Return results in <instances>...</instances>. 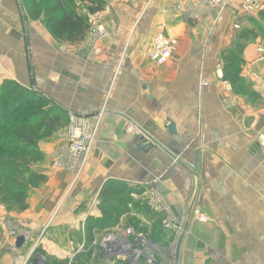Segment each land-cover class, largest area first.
<instances>
[{"label":"crops","instance_id":"1","mask_svg":"<svg viewBox=\"0 0 264 264\" xmlns=\"http://www.w3.org/2000/svg\"><path fill=\"white\" fill-rule=\"evenodd\" d=\"M244 1L105 0L91 15L107 37L89 31L70 44L26 19L20 0H0V85L13 81L67 115L101 112L102 119L80 196L63 201L65 169L46 160L39 166L50 179L33 191L30 208L10 219L40 231L60 204L57 226H76L82 216L84 224L105 184L123 183L158 193L172 217L184 220L178 264H264V154L249 144L256 129L224 79L222 54ZM85 4L78 5L83 12ZM161 34L177 47L159 66L149 52ZM257 47L244 51L247 69L264 76ZM193 205L209 209L215 223L190 222Z\"/></svg>","mask_w":264,"mask_h":264},{"label":"rangeland","instance_id":"2","mask_svg":"<svg viewBox=\"0 0 264 264\" xmlns=\"http://www.w3.org/2000/svg\"><path fill=\"white\" fill-rule=\"evenodd\" d=\"M245 1L241 16L238 17L232 26H229L231 29L230 32L232 33L230 38L233 40L222 51L223 61L225 63L224 79L228 85L232 86L235 96L238 99H242L246 104L249 114V126H253L256 129L255 134L250 138V146H258L264 154V76H260L256 71L252 73L247 69L251 65L248 67L244 52L249 45L256 43L258 46V66L256 68L264 73V20L257 23L259 22L258 19H260V13L264 11V4L261 7L259 6L257 11H250L246 8ZM20 2L26 19L33 21V25L36 24L38 26L41 25L43 28L46 27L44 16L39 19H32L26 11L23 0H20ZM79 9L82 13H86L90 18H93V15L88 13L87 9L84 12L82 8ZM94 18L98 21V17L95 16ZM244 28L255 29L258 37L245 43L244 48L241 51H237L239 33ZM258 38L262 41L256 42ZM255 66L256 64L254 65V69ZM244 70L248 72L245 75H243ZM10 91H12V100L18 91L15 86H12ZM37 94L44 95L35 89H30V91L26 92L25 97ZM256 113L261 123H256ZM66 116L68 124L61 131L49 137L44 134H39L41 138L38 140L37 145L35 147L28 146L26 150H21L18 147L22 141L16 133L17 129H15V126L13 128L8 126L2 132V139L0 140V167H3L6 174L0 181V264H76L79 255L83 260L87 259V255L91 256L88 261L86 260L82 264H103V262L99 261V254L107 233L122 234L125 230L129 229L133 230L135 235L144 234L148 239L155 240L157 243V258L163 259L164 255L171 252L172 254L165 260H169L166 264H173L176 259V254L174 253L176 246L180 253L186 242L185 222L182 219L186 215L184 214L180 218L182 219L181 221L175 217L173 218L169 210L166 211L157 205L158 200L155 197L154 191L145 190L142 187H137L134 190L135 194L139 195L136 198L133 196L125 197L121 193L119 196L118 194H114L105 199L99 192L95 200L96 205H94V208L96 207L94 210H97L96 213L93 212L89 220L84 224L81 222L82 216L79 218L77 225L73 227L69 225L60 227L54 221V218L60 213V211L58 212L56 210L61 207L60 204H54L53 211H55L56 216L53 217L52 213L50 220L46 224H41L42 230L40 231H32V227L21 224L18 218L16 220L10 219L9 215L11 213L15 211L24 213V211L29 209L30 196L33 191L45 186L50 179L48 174L46 175L41 172L39 166L46 160L54 168L63 167L65 169L67 184L61 195L63 201L71 194L78 195V190H83V187L80 185H82V176L88 166V162H81V166L77 170L78 172H71L64 164V162L72 159L71 157H67L69 156L67 154L69 143L63 135L71 123L70 115ZM91 116L95 117L97 115ZM136 130L135 132L138 133ZM96 134L98 135V133ZM59 158L62 159V164L58 163ZM234 158L237 159V157ZM221 160L230 161L229 158ZM21 162L26 163L27 167H22L20 165ZM30 169L43 175L45 180L43 182L33 180ZM18 183L22 188L24 187L27 190L26 206L24 207L18 205L11 196V193L17 190L15 184ZM110 185L113 186L112 184ZM12 186L15 188L11 189ZM199 187L201 188L199 182L193 187L192 192L195 197L198 195ZM126 191L124 189V194ZM95 194H97V191ZM156 195L160 196L158 193ZM106 208L110 210L109 213L105 212L104 209ZM190 208L191 211H187L190 222H201L204 224L215 223L213 213H210L208 211L209 209L207 210L200 205H193ZM118 214H121L119 218H117ZM169 220H171L169 223L172 224L170 227L166 225ZM93 225L95 235L92 242H89V231ZM19 235L26 237V243L22 247H17L15 243L16 237ZM117 264L127 263L117 262Z\"/></svg>","mask_w":264,"mask_h":264},{"label":"trees","instance_id":"3","mask_svg":"<svg viewBox=\"0 0 264 264\" xmlns=\"http://www.w3.org/2000/svg\"><path fill=\"white\" fill-rule=\"evenodd\" d=\"M77 2L86 3V9L91 14H97L105 7V0H23L26 11L32 19H39L44 16L46 26L53 36L70 44L81 42L91 30L89 16L80 11ZM260 20H264V11L260 13ZM256 37H258V34L255 29H242L238 37L239 45L237 51H241L245 43L256 39ZM12 86H15L18 92L11 100L13 90H10ZM27 91H30V89H25L13 81L4 82L0 85V140L2 139V132L8 126L11 128L15 126V129H17L16 133L22 141L18 145L21 150H26L28 146L35 147L41 138L39 134H44L48 137L53 136V134L68 124L67 114L64 110L51 105L44 96L39 94L25 97ZM20 165L27 167V164L23 162ZM30 172L33 180L35 179L38 182L45 180V177L35 170L30 169ZM5 174L3 167H0V181ZM15 187L17 190L11 193L12 199L22 207L26 206V188H22L19 183L15 184ZM15 187L12 186L11 189ZM124 189L127 190L125 192L126 195L124 194ZM131 191H134V189H128L123 183L114 184V182H109L105 184L100 195L105 199L114 194L119 196L121 193L125 197H129L131 196ZM104 210L107 213L110 212L108 208ZM121 214H118L117 218ZM94 235L93 225L89 231V242H92ZM90 257L87 255V259L83 260L79 255L76 264H82L86 260L88 261Z\"/></svg>","mask_w":264,"mask_h":264},{"label":"built area","instance_id":"4","mask_svg":"<svg viewBox=\"0 0 264 264\" xmlns=\"http://www.w3.org/2000/svg\"><path fill=\"white\" fill-rule=\"evenodd\" d=\"M264 4V0H246V8L251 10H258V7ZM90 18V17H89ZM94 18V17H93ZM90 18V34L96 38H106L108 35L107 29L95 20ZM155 45L149 52L151 60L159 66L166 64L171 55L174 53L177 47V42L172 39L165 38L162 34L155 38ZM70 115V126L68 130L63 134L69 143L67 154L71 157V160L64 162V164L75 172L80 168L81 162H86L89 158L88 150L90 146H93L94 140L97 137V132L101 124V112L97 114H80L76 112H68ZM91 115H97L95 117ZM132 129L130 128L129 131ZM92 140V137L95 136ZM93 142V143H92ZM58 163L62 164V159L59 158ZM78 172V171H77ZM158 202L157 205L166 211L170 209L163 207L162 199L156 195ZM171 220L167 221L166 225L170 227ZM109 233V232H108ZM104 238L102 243V249L100 251L99 261L103 264H117V262H126L127 264H153L156 261L158 264H166L169 262L167 259L172 253L169 252L163 256V259L157 258L156 247L157 243L153 239H148L144 234H137L133 230H125L122 234H108ZM176 249L174 253H176Z\"/></svg>","mask_w":264,"mask_h":264},{"label":"water","instance_id":"5","mask_svg":"<svg viewBox=\"0 0 264 264\" xmlns=\"http://www.w3.org/2000/svg\"><path fill=\"white\" fill-rule=\"evenodd\" d=\"M169 132H171L172 134H176V128L175 125L173 123L169 124ZM26 237L24 235H19L16 237L15 243L17 247H22L26 242ZM176 261L175 264H178V260H179V253H178V248L176 250ZM153 264H158L156 261L153 262Z\"/></svg>","mask_w":264,"mask_h":264},{"label":"bare ground","instance_id":"6","mask_svg":"<svg viewBox=\"0 0 264 264\" xmlns=\"http://www.w3.org/2000/svg\"><path fill=\"white\" fill-rule=\"evenodd\" d=\"M95 137H96V135L92 137V140H94ZM96 138H97V137H96ZM95 140H96V139H95ZM95 140H94V142H95ZM92 143H93V142H92ZM93 144H94V143H93ZM89 149H90V150H88V153L92 151V145L90 146ZM87 160H88V159H87ZM86 162H87V161H86ZM173 264H175V263H173Z\"/></svg>","mask_w":264,"mask_h":264}]
</instances>
